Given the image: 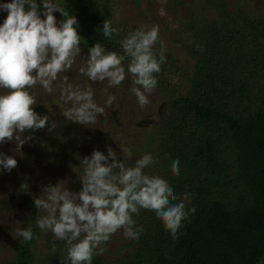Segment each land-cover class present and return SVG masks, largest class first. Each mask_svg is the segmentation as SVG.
Listing matches in <instances>:
<instances>
[{
    "label": "trees",
    "instance_id": "obj_1",
    "mask_svg": "<svg viewBox=\"0 0 264 264\" xmlns=\"http://www.w3.org/2000/svg\"><path fill=\"white\" fill-rule=\"evenodd\" d=\"M215 1L219 2L211 3ZM256 1L207 0L201 11L179 20V30L190 32L196 42L184 47L186 52L193 49V62L170 57L172 64L167 59L161 64L155 90L168 99L147 137L132 149V159L124 162L134 167L137 159L151 154L158 162L145 168V174L165 179L178 197L176 203L195 207V213L182 221L179 239L172 238L154 212L141 209L133 214L136 225L143 227L139 238L128 239L118 258L106 248L92 264H264V9ZM37 3L42 10V0ZM178 5L187 7L182 0ZM62 7L77 18L86 50L99 42L106 52L123 54L119 41L127 34L99 0H65ZM105 20L120 30L119 36H103ZM169 64L182 72L183 80L176 86L166 74ZM48 113L51 125L56 113ZM64 123L61 133L77 151L72 161L76 174L82 176L83 157L94 150L107 155L108 146L102 139L95 145L92 138L99 135L91 133V124L67 119ZM71 125L74 131L68 128ZM79 135L92 137L91 146L77 142ZM50 138L45 134L44 140ZM47 145L61 150L53 139ZM175 160H179L178 176L171 171ZM185 193H190L188 200ZM26 200L30 207L26 228L32 229L34 239L15 243L8 264L37 262L36 245L43 231L36 224L39 209L31 197ZM43 242L52 246L46 247L49 252L42 262L62 264L65 242L53 234Z\"/></svg>",
    "mask_w": 264,
    "mask_h": 264
},
{
    "label": "clouds",
    "instance_id": "obj_2",
    "mask_svg": "<svg viewBox=\"0 0 264 264\" xmlns=\"http://www.w3.org/2000/svg\"><path fill=\"white\" fill-rule=\"evenodd\" d=\"M0 10L7 13L0 24V90H5L0 94V144L15 141L16 150L20 151L33 138L31 134L25 136L26 132L48 127L49 117L36 112L37 100L30 93L38 84L47 94L54 92V83L60 86L61 100L71 104L62 112L68 121L85 126L96 124L98 116L105 114V107L94 101L92 88H74L67 75L60 79V74L71 70L81 55L77 18L53 0H42V10L37 0H11L0 4ZM55 12L64 17L59 26ZM102 33L111 39L119 36L120 30L105 20ZM158 42V25L129 32L119 41L123 54L106 52L97 42L89 48L79 73L92 82L107 81L109 87L121 85L130 75V91L138 105L146 108L158 84L155 74L160 73L166 59L163 49L157 58ZM116 99L110 95L106 106L111 108ZM56 127L52 121L48 131L53 132ZM120 148L122 153L128 152L122 145ZM157 162L151 154H145L134 167H128L109 146L107 155L94 150L81 160L79 192L63 187V181L42 186V195L34 197V205L47 215L39 217L36 224L65 242L67 254L62 264H92L93 257L102 255L110 238L121 230L126 239H138L143 227L136 225L133 214L138 215L141 209L154 212L172 238L179 239L182 221L196 209H186L183 201L176 203L178 197L165 179L145 174L144 169ZM17 163L12 156L0 153V170L10 173ZM171 171L179 175V160L172 162ZM27 188L23 184L20 191L26 192ZM189 196L185 193L184 200ZM16 237L31 241L34 233L30 227L18 228Z\"/></svg>",
    "mask_w": 264,
    "mask_h": 264
},
{
    "label": "rangeland",
    "instance_id": "obj_3",
    "mask_svg": "<svg viewBox=\"0 0 264 264\" xmlns=\"http://www.w3.org/2000/svg\"><path fill=\"white\" fill-rule=\"evenodd\" d=\"M40 1L37 0V2ZM99 1L102 6H106L111 10L113 20L120 23V30L126 34L129 33V28H131L132 32L141 27L150 28L158 25L159 42L155 46V51L159 53L163 49L164 55L170 64H172L170 57L184 60L187 63L193 62V58H191L193 49L186 52L184 47H194L192 44L196 42L190 32L184 33V31L179 30V20L189 18L196 11H201L203 6L200 5L207 0H182L186 2L187 7L178 5V0ZM8 2H11V0H0V4ZM53 2L62 7L65 0H53ZM217 2L219 1L211 3ZM256 5L264 9V0H257ZM207 14L216 18L211 10H207ZM54 15L59 26L63 16L60 12H55ZM6 16L7 13L0 10V24L3 23ZM80 47L81 55L77 57L71 70L60 74V79L62 80L63 76L67 75L68 82L74 88L85 90L91 87L94 101L99 106L105 107V114L98 116L96 124H91V133L97 132L98 134H95L99 135V138L96 136L94 138H83L79 135L77 142L85 141L82 144L91 146L92 138L96 143L95 145L98 146L97 144L102 139L106 146L112 147L117 152L119 159L124 162L131 160L133 156L132 149L138 148L142 139L147 137L148 131L153 128L155 118L158 117L161 105L167 101L168 96H164L166 95L164 93L162 95L158 94L159 92L155 90L149 96L150 104L146 108H141L136 101V97L130 91L133 87L130 75H126L125 81L117 87H109L107 81L103 83L92 82L86 75L79 73V68L84 66L86 57L89 55V51L82 44ZM126 64L124 62V65ZM170 64L166 67V74L173 79L170 84L176 86L183 80L182 72ZM52 87L54 89L52 94L45 93L39 84L30 89V93L37 100V104L34 107L38 114L51 116L48 111L56 113L53 116L54 119L52 118L57 125L55 131L49 134L46 127L31 133L26 132L25 136L31 134L33 138L26 142L20 151L16 150L15 141L0 144V153L12 156L18 162L17 167L10 173L7 170H0V264H8L12 260L15 243L22 239V237H16V229L27 227V220L30 215V207L26 200L28 197H31L34 201V197L42 195L43 185L51 184L55 186L61 181H63L62 186L72 192H79L82 188L72 161L77 151L71 150L72 143L67 144L66 141L69 142V140H66L65 135L61 133L62 126L66 121L61 111L71 107V104L61 100L59 85L54 83ZM4 92L5 90H0V94ZM181 92H184V89ZM110 95H115L117 99L112 107L108 108L105 101ZM41 106H44L43 109H41ZM68 128L75 130L73 125ZM57 130L59 134H56ZM45 134L51 136L49 141L44 140ZM52 139L56 144H61L62 151L51 150V147L47 144ZM121 145L128 149V152L122 153ZM38 148L45 149L48 152H41ZM47 153L49 159L45 160ZM75 158L79 159V156ZM23 184L28 186L26 192L20 191ZM44 215H47V213L39 209V217ZM51 234V231H43V238L39 239L36 245V264H44L42 259L46 258V254L49 252L46 247L52 245L48 244L46 246L43 241H47ZM129 241L124 237L123 230H121L110 238L106 248L112 253L114 258H118L122 255L123 247Z\"/></svg>",
    "mask_w": 264,
    "mask_h": 264
}]
</instances>
